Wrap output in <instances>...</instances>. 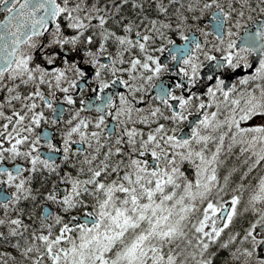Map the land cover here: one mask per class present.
<instances>
[{"label": "snow or ice", "instance_id": "6c2138e0", "mask_svg": "<svg viewBox=\"0 0 264 264\" xmlns=\"http://www.w3.org/2000/svg\"><path fill=\"white\" fill-rule=\"evenodd\" d=\"M0 264H264V0H0Z\"/></svg>", "mask_w": 264, "mask_h": 264}, {"label": "flooded vegetation", "instance_id": "af4514ba", "mask_svg": "<svg viewBox=\"0 0 264 264\" xmlns=\"http://www.w3.org/2000/svg\"><path fill=\"white\" fill-rule=\"evenodd\" d=\"M178 39V38H177Z\"/></svg>", "mask_w": 264, "mask_h": 264}]
</instances>
